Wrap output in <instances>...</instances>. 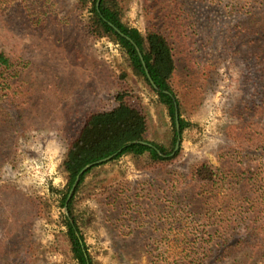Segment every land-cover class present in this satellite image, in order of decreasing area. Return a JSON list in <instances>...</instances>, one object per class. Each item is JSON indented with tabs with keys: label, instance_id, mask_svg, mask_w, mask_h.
<instances>
[{
	"label": "rangeland",
	"instance_id": "obj_1",
	"mask_svg": "<svg viewBox=\"0 0 264 264\" xmlns=\"http://www.w3.org/2000/svg\"><path fill=\"white\" fill-rule=\"evenodd\" d=\"M125 2L126 24L146 37L152 22L168 37L189 125L178 133L179 157L165 167L140 169L137 162L149 161L130 155L97 165L76 187L72 210L94 264H189L233 236L226 206L241 208L232 220L252 206L238 183L264 163L249 141L254 122L264 125V0ZM90 16L78 0H0V51L35 87L28 128L16 125L13 145L7 131L0 137L10 155L0 168V237L11 250L18 245L20 264H78L66 235L64 160L88 113L113 109L123 93L150 115V141L167 144L173 131L167 108L123 47L90 36ZM201 163L215 172L210 184L192 179ZM258 178L264 198V172ZM237 232L246 234L240 225Z\"/></svg>",
	"mask_w": 264,
	"mask_h": 264
},
{
	"label": "trees",
	"instance_id": "obj_2",
	"mask_svg": "<svg viewBox=\"0 0 264 264\" xmlns=\"http://www.w3.org/2000/svg\"><path fill=\"white\" fill-rule=\"evenodd\" d=\"M98 1L78 0L79 9H89L91 12L85 28L90 36L96 39L108 37L123 47L135 74L145 80L157 94L160 103L167 108L172 120L173 131L171 136L170 133L168 134V138H170L167 144L150 141L148 138L150 115L145 110L132 104L126 94H118L116 96V107L108 111L88 113L77 135L68 141L64 171L68 177L69 189L72 188L78 174L86 165L116 153L118 154L114 159L130 155L137 162L140 158L145 157L149 161L148 165L143 166L140 162H137L140 169L169 165L179 157V152L172 156L179 136L176 123V105L180 114V133H183L189 125L182 117L185 108L180 95L183 92L176 86L178 84H175L178 65L168 37L152 22L148 25L146 37L137 28L126 24L124 22L125 10L127 9L125 0H101L99 6ZM8 2L12 3V0H8ZM111 24L132 38L138 45L144 54L148 70L158 86V90L150 83L135 45L118 34ZM34 88V84L23 77L22 68L14 57L0 51V137L1 132L7 131V133H10L9 145L15 143L13 135L16 133V125L19 126V122H21L23 128H28L26 125L27 117L24 113L31 104ZM241 128L246 130L243 125ZM1 141L4 144L5 141H8V138L5 137ZM140 141L148 142L153 147ZM249 141L255 150L258 149V151L264 153V125L260 126L254 122V136ZM3 151H0V168L10 157L9 154ZM96 167L97 165L81 177L78 189L87 174ZM263 167L264 163L256 167L254 177H239L238 191L244 195V203L250 201L249 205H252L251 208L247 209V212L243 211L241 214H237L239 218L241 217V221H239V218L237 220L231 218L232 212H238L241 208L230 204L223 210L227 224L226 230L228 233L233 231V236H228L222 242L206 249L204 259L207 261L195 257L189 264H258L264 262V198L262 194L259 195L261 180L258 178V175H262L264 172ZM190 173L192 179L202 184H210L215 177V172L208 163L196 165ZM251 190H254L253 201L248 196L252 192ZM68 196V193L64 195L62 205L64 207L68 206V210L72 215V218L66 224L68 226L66 235L71 242L73 257L78 264H94L77 219L73 214L75 195L67 202ZM233 199L236 200V197H233ZM40 206L41 202L37 204V208H40ZM245 214L249 217H246ZM236 223H238L237 226ZM239 225L245 230V236L237 232ZM228 233L227 235H229ZM10 247L9 242L0 237V264H20L14 261V258L19 254L18 245H15L13 250ZM235 254H239L241 257L235 256ZM229 258L231 260L226 261Z\"/></svg>",
	"mask_w": 264,
	"mask_h": 264
},
{
	"label": "water",
	"instance_id": "obj_3",
	"mask_svg": "<svg viewBox=\"0 0 264 264\" xmlns=\"http://www.w3.org/2000/svg\"><path fill=\"white\" fill-rule=\"evenodd\" d=\"M100 1H101V0L98 1V6L100 5ZM111 26L115 29V31H116L118 34H120L121 36L125 37L126 39H128L129 41H131V42L135 45V47H136V49H137V51H138V53H139L140 59H141V61H142V63H143V66H144V68H145V70H146V74H147V76H148V79L150 80V83L152 84V86H153L156 90H158V86L156 85L155 81L153 80V78H152V76L150 75V72H149V70H148V67H147V64H146V61H145V58H144V54L142 53V51L140 50V48L138 47V45L134 42V40H133L132 38H130L129 36H127L125 33H123V32H122L119 28H117L115 25L111 24ZM176 120H177L178 133L180 134L179 111H178V106H177V105H176ZM140 142L143 143V144H146V145H149V146H152V147H153V145L150 144V143H148V142H143V141H140ZM180 145H181V140H180V138H179L178 141H177V144H176L175 150H174V152L172 153V156L175 155L176 152L180 149ZM120 151H121V150H120ZM120 151H119V152H120ZM117 154H118V153H116V154H114V155H111V156H109V157H107V158H104V159H101V160H98V161H96V162H93V163H90V164L86 165V166L80 171V173L78 174V176H77V178H76V181H75V183L73 184V186H72V188H71V190H70V193H69V196H68V200H70V199L72 198V196H73V194H74V192H75V190H76V187H77L78 184L80 183L81 177H82V176H83L88 170H90L91 168H93V167L96 166V165H100V164H103V163H105V162H108V161L114 159V157H115Z\"/></svg>",
	"mask_w": 264,
	"mask_h": 264
}]
</instances>
